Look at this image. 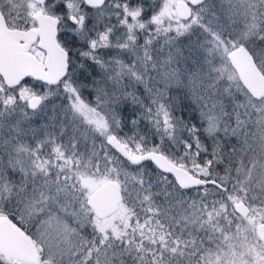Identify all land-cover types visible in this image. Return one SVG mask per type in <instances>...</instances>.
Instances as JSON below:
<instances>
[{"label": "snow or ice", "instance_id": "6c2138e0", "mask_svg": "<svg viewBox=\"0 0 264 264\" xmlns=\"http://www.w3.org/2000/svg\"><path fill=\"white\" fill-rule=\"evenodd\" d=\"M0 264H264V0H0Z\"/></svg>", "mask_w": 264, "mask_h": 264}, {"label": "trees", "instance_id": "16d2710c", "mask_svg": "<svg viewBox=\"0 0 264 264\" xmlns=\"http://www.w3.org/2000/svg\"><path fill=\"white\" fill-rule=\"evenodd\" d=\"M149 2H151V0H149ZM184 115L187 118V116L189 115V113L188 112H185Z\"/></svg>", "mask_w": 264, "mask_h": 264}]
</instances>
